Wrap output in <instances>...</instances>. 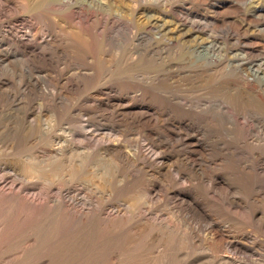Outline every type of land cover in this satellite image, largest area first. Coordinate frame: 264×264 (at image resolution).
<instances>
[{
  "label": "rangeland",
  "instance_id": "obj_1",
  "mask_svg": "<svg viewBox=\"0 0 264 264\" xmlns=\"http://www.w3.org/2000/svg\"><path fill=\"white\" fill-rule=\"evenodd\" d=\"M12 1L0 0V146L21 145L0 148V264H264V0ZM226 101L232 130L210 116ZM35 166L47 179L24 174ZM96 209L107 215L88 228L73 216Z\"/></svg>",
  "mask_w": 264,
  "mask_h": 264
},
{
  "label": "bare ground",
  "instance_id": "obj_2",
  "mask_svg": "<svg viewBox=\"0 0 264 264\" xmlns=\"http://www.w3.org/2000/svg\"><path fill=\"white\" fill-rule=\"evenodd\" d=\"M3 1V0H2ZM13 1H15V0H13ZM13 1H12V3H13ZM33 1V0H32ZM36 2V1H35ZM11 3V4H12ZM19 3V2H18ZM18 3H17V5H18ZM30 3V2H29ZM38 3V2H37ZM37 3H35L36 5H37ZM14 4V3H13ZM16 4V3H15ZM14 4V5H15ZM40 4V3H39ZM32 5V4H31ZM35 5V6H36ZM18 6H20V5H18ZM6 7V6H5ZM8 7V6H7ZM6 7V8H7ZM161 35V34H160ZM16 38V37H15ZM154 39V38H153ZM152 39V40H153ZM33 40V39H32ZM26 41H27V39H26ZM17 42L19 43V44H21V45H24V43L21 41V40H17ZM30 42V41H29ZM39 44V43H38ZM151 44V43H150ZM42 45V44H41ZM41 45L39 46V47H41ZM47 45V44H46ZM34 47V46H33ZM36 47V46H35ZM38 47V48H39ZM29 48V47H28ZM43 48V47H42ZM163 48V47H162ZM27 49V48H26ZM30 50L32 51V49L30 48ZM36 50V49H35ZM38 51V50H37ZM6 52V51H5ZM28 53V52H27ZM4 55V54H3ZM6 55V54H5ZM39 55V54H38ZM40 55H42L41 53H40ZM155 55V54H154ZM153 55V56H154ZM36 56V55H35ZM38 58H39V56H38ZM184 58V57H183ZM41 59V58H40ZM192 59V58H191ZM194 59V58H193ZM187 60H189V59H187ZM194 60H196V59H194ZM182 61V60H181ZM199 61V60H198ZM213 61V60H212ZM211 61V62H212ZM202 62V61H201ZM204 62V61H203ZM209 62V61H208ZM187 63V62H186ZM196 63V62H195ZM195 63H193V65L195 64ZM198 63H200V61L198 62ZM207 63V62H206ZM206 63H204V64H206ZM187 64H189V66H190V63H187ZM203 64V63H202ZM213 64H215L214 62L211 64V65H213ZM146 65V64H145ZM216 65V64H215ZM151 66V65H150ZM187 66V65H186ZM200 66H202V65H200ZM199 66V67H200ZM184 67H185V63H184ZM157 74H159V72L157 73ZM136 75V74H135ZM38 77V76H37ZM138 77H140L141 78V76H138ZM147 77V76H146ZM155 77V76H154ZM160 77V76H159ZM165 77V76H164ZM27 80V82H28V84L29 83H31V82H34V85H35V90H34V92L32 93V92H30V94L31 95H33V96H35V98H37V100L39 101V103H38V108H37V111H39L40 113H41V111H42V106L44 105V99H46L45 97H46V94H45V92H44V90L42 89V87L39 85V83L37 82V79H32V77H25ZM131 79V78H130ZM146 79V78H145ZM148 80H149V78H148ZM148 80H146V81H148ZM151 80V79H150ZM152 80H154V79H152ZM132 81H133V79H132ZM136 81H138V80H136ZM155 81V80H154ZM144 82V81H143ZM156 82V81H155ZM26 83V82H25ZM142 83V82H141ZM151 83V82H150ZM145 84H147V83H145L144 82V84L143 85H145ZM149 84V83H148ZM147 84V85H148ZM33 85V84H32ZM140 86V85H139ZM156 86V85H155ZM226 86V85H225ZM228 86V85H227ZM154 88V87H153ZM226 88V87H225ZM149 89V88H148ZM152 89V88H151ZM158 91V90H157ZM156 91V92H157ZM235 91V90H234ZM234 91H233V89L232 88H228V92H233L232 93V95H230L229 93H228V95H227V97L226 98H229L231 101H234L235 100V97H234ZM237 91V90H236ZM110 92V91H109ZM155 92V91H154ZM27 93H29V90L27 91ZM26 92L24 93V95H26L27 94ZM159 93H161L162 94V92H159ZM29 94V95H30ZM24 95H22V96H24ZM159 95V94H158ZM236 95H238L237 94V92H236ZM4 99H6V100H11L12 102H15L16 100H15V96L13 95V94H11L10 92H4V94H3V96H2ZM128 97V96H127ZM130 97V96H129ZM170 97V96H169ZM167 98V97H166ZM57 99H58V97H57ZM175 99V98H174ZM177 99H179V98H177ZM18 100V99H17ZM49 100H51V99H49ZM181 102H182V105L183 106H187V107H190L191 106V101H189V100H187L186 98H181V99H179ZM228 100V99H227ZM9 103V102H8ZM108 103V102H107ZM109 103H111V102H109ZM124 103V102H123ZM174 103V102H173ZM226 107H223V105H221L220 107H219V109L218 110H216V111H212L213 112V115H210V116H212V120H216V122H220V120H222V118H226L227 119V122L229 123V125H231V130L234 128V126H235V124H236V122H237V120H238V111H237V109H236V106H235V103L234 104H232L230 101H226ZM17 105V104H16ZM11 106H13V105H11ZM180 106V105H179ZM124 108H126V107H124ZM183 109V108H182ZM193 109V108H192ZM6 110V109H5ZM14 110V109H13ZM148 110V109H147ZM4 111V110H3ZM34 111V110H33ZM118 111H120V110H117V112ZM183 111H184V109H183ZM6 112V111H5ZM14 112V111H13ZM30 112H32L31 110H30ZM35 112V111H34ZM121 112H122V110H121ZM120 112V113H121ZM6 113H8V112H6ZM27 113H28V111H27ZM185 113V112H184ZM225 113V114H224ZM25 114H26V112H25ZM24 114V115H25ZM121 114H123L124 115V113H121ZM140 114V113H139ZM138 114V115H139ZM143 115H144V113H142ZM10 115V114H9ZM8 115V116H9ZM39 115L40 114H38V116H37V119H36V125H37V129H38V134L39 135H43V133H42V131H44L43 130V128H41V124H40V118H39ZM120 115V114H119ZM133 115V114H132ZM136 115V114H135ZM149 115V114H148ZM29 116V115H28ZM140 116H141V114H140ZM140 116H138V118L140 117ZM187 116V115H186ZM25 117H26V115H25ZM60 117V116H59ZM4 118V117H3ZM2 118V119H3ZM9 118H10V116H9ZM121 118H123V117H121ZM187 118V117H186ZM210 118V117H209ZM26 119V118H25ZM24 119V120H25ZM124 119H127V118H124ZM150 119V118H149ZM17 120V119H16ZM121 120V119H120ZM136 120V119H135ZM143 120V119H142ZM21 121V120H20ZM122 121V120H121ZM128 121V120H127ZM131 121V120H130ZM141 121V120H140ZM5 122V121H4ZM9 122H11V121H9ZM132 122V121H131ZM137 122V121H136ZM5 123H7V122H5ZM130 123V122H129ZM32 124V123H31ZM132 124V123H131ZM9 125V124H8ZM25 125V124H24ZM11 126V125H10ZM29 126H31V125H29ZM180 126H181V124H180ZM86 127V126H85ZM195 127V126H194ZM193 127V128H194ZM26 128H28V127H26ZM31 128H32V126H31ZM185 128H187V126L185 127ZM190 128V127H189ZM200 128V127H199ZM2 129V128H1ZM36 129V128H35ZM181 129L183 130V128H182V126H181ZM128 130V129H127ZM187 130V129H186ZM229 130V133L230 134H232V135H234V130L233 131H231L230 129H228ZM227 130V131H228ZM88 131V130H87ZM146 131V130H145ZM196 131V130H195ZM5 132V131H4ZM236 132V131H235ZM1 133V132H0ZM83 134H85V132L83 131L82 132ZM88 133V132H87ZM93 133V132H92ZM147 133H149V132H147ZM5 134V133H4ZM198 134V133H197ZM79 135V134H78ZM189 135V134H188ZM229 135V134H228ZM227 135V136H228ZM1 136V135H0ZM8 136H9V134H8ZM175 136H177V135H175ZM180 136V135H179ZM4 137V136H3ZM12 137V136H11ZM10 137V138H11ZM197 137V136H196ZM196 137L195 136H189V140L191 141V142H196L197 144L201 141H199V140H196ZM15 138V137H14ZM29 138V137H28ZM85 138V137H84ZM159 138V137H158ZM181 138H183V137H181ZM1 139V138H0ZM9 139V138H8ZM82 139V138H81ZM87 141H89V142H94V140L96 139V137L94 136V135H92L91 133H89L88 135H86V138H85ZM203 139V138H202ZM238 139V138H237ZM4 140V139H3ZM6 140V139H5ZM11 140V139H10ZM27 140V139H26ZM25 140V141H26ZM84 140V139H83ZM185 140H187V139H185ZM28 141V140H27ZM40 141V140H39ZM110 141V140H109ZM97 142V141H96ZM160 142H162L161 140H160ZM164 142V141H163ZM184 142V141H183ZM202 142V141H201ZM28 143V142H27ZM26 143V144H27ZM177 143V142H176ZM181 143V142H180ZM188 143V142H187ZM37 144H38V142H37ZM105 144V143H104ZM108 144V143H107ZM136 144V143H135ZM163 144H165V143H163ZM179 143H177V145H178ZM184 144V143H183ZM6 145V146H5ZM20 145L21 144H19V141H16V138H15V140H12V141H10V142H8V143H6V144H4V146L2 145V146H0V148L1 147H4L5 149H11V150H14V149H17V148H19L20 147ZM34 145V144H33ZM32 145V146H33ZM36 145V144H35ZM112 145V144H111ZM114 145V144H113ZM160 145V144H159ZM185 145H186V143H185ZM202 145V144H201ZM220 145V144H219ZM23 146V145H22ZM31 146V147H32ZM143 146V145H142ZM154 146V145H153ZM168 146H169V144H168ZM195 146V145H194ZM26 147H28V145L26 146ZM43 146H41V148H42ZM111 147V146H110ZM115 147V146H114ZM134 147H136V146H134ZM147 147V146H146ZM146 147H144V148H146ZM155 147V146H154ZM167 147V146H166ZM192 147V146H191ZM190 147V149H192ZM200 147V146H199ZM234 147V146H233ZM29 148H30V146H29ZM33 148V147H32ZM34 148H35V150L34 151H36V147L34 146ZM39 148V147H38ZM105 148H107V147H105ZM112 148V147H111ZM133 148V147H132ZM156 148V147H155ZM164 148V147H163ZM2 149V148H1ZM112 149H114V148H112ZM111 149V150H112ZM124 149V148H123ZM141 149V147L139 148V146H138V149L135 151L136 153V156H142L147 162H149V163H156V160L158 159V153L156 154V152L154 153L153 151H151V150H144V152H142V150H140ZM159 149V148H158ZM204 150L206 149V148H203ZM21 150H23V148L21 149ZM25 150V149H24ZM27 150V149H26ZM57 150H59V148L57 149ZM133 150V149H132ZM189 150V149H188ZM198 150V149H197ZM208 150V149H207ZM210 150V149H209ZM1 151V150H0ZM20 151V150H19ZM38 151V150H37ZM123 150H121V148H120V150L118 149V152H119V156H122L123 158H120V159H122V160H120V162H116V164H118L119 166V168L121 167V170H122V167H126V165H124V160H127V158H129V157H131V156H129V157H127V155H125L124 153L126 152V151H124V153L122 152ZM2 152H4V151H2ZM16 152V151H15ZM14 152V153H15ZM108 152V151H107ZM117 152V151H116ZM160 152V151H159ZM207 152V151H206ZM57 153V152H56ZM109 153V152H108ZM112 153V152H111ZM130 153V152H129ZM132 153V152H131ZM185 153V152H184ZM193 153H196L195 151H193ZM202 153H203V151H202ZM11 154H13V153H11ZM164 154V153H163ZM163 154H162V156H163ZM174 154V153H173ZM186 154H188V153H186ZM201 154V153H200ZM205 154V153H204ZM209 154V153H208ZM230 154H233V153H230ZM236 154V153H235ZM38 155H39V152H38ZM107 155V154H106ZM116 155L118 156V154L116 153ZM130 155V154H129ZM169 155V154H168ZM176 155V154H175ZM191 155V154H190ZM203 155V154H202ZM237 155V154H236ZM12 156V155H11ZM44 157H45V155H43ZM43 156H40V157H43ZM135 156V157H136ZM170 156V155H169ZM179 156V155H178ZM60 157H62V156H60ZM114 157V156H113ZM161 157V156H160ZM174 157V156H173ZM176 157H177V155H176ZM186 157V156H185ZM205 157V156H204ZM218 157V156H217ZM221 157V156H220ZM219 157V158H220ZM231 157H233V156H231ZM2 158V157H1ZM34 158L36 159H38V157L36 156L35 157V155H34ZM108 158V157H107ZM226 158V157H225ZM3 159V158H2ZM46 159V158H45ZM186 159H188L189 160V158L187 157ZM204 159H206V158H204ZM203 159V160H204ZM221 159H223V158H221ZM227 159H229L228 157H227ZM231 159V158H230ZM12 160V159H11ZM38 160H40V161H38V162H36V163H38V165H42V164H44V162H42L41 161V159H38ZM168 160V159H167ZM202 160V159H201ZM112 160H109V161H104L105 162V169H107V170H111L110 172H112V169H113V165L111 164V163H113V162H111ZM133 161H135V160H133ZM161 161H163V160H161ZM186 161V160H185ZM194 161V160H193ZM199 161H200V158H199ZM132 162V161H131ZM141 162V161H140ZM169 162H171V160L169 161ZM188 162V161H187ZM202 162V161H201ZM204 162V161H203ZM211 162V161H210ZM235 162H236V160H235ZM8 163V162H7ZM137 163V162H136ZM167 163V162H166ZM172 163V162H171ZM189 163V167L188 168H195V166H193V164L189 161L188 162ZM207 163H208V161H207ZM206 163V164H207ZM238 163V162H237ZM139 164V163H138ZM159 164H163L162 162H159L158 163V165ZM179 164V163H178ZM197 164V163H196ZM14 165V164H13ZM26 165V164H25ZM144 165V164H143ZM2 166V165H1ZM5 166V165H4ZM7 166V165H6ZM137 166V165H136ZM156 166H157V164H156ZM160 166V165H159ZM167 166V165H166ZM165 166V167H166ZM200 166V165H199ZM203 166H205V165H203ZM202 166V167H203ZM46 167V166H45ZM116 167H117V165H116ZM130 167V166H129ZM129 167H127L128 169H130ZM138 167V166H137ZM145 167V166H144ZM184 167V166H183ZM197 167V166H196ZM201 167V166H200ZM2 168V167H1ZM7 168V167H6ZM19 168V167H18ZM23 168V167H22ZM21 168V169H22ZM26 168V167H25ZM36 166L32 169H29V170H27V173H25L24 172V174H28L31 178H46L45 176H46V174L41 170V169H39L38 167L36 168ZM147 168H149V167H147ZM252 168V167H251ZM4 169V168H3ZM162 169V168H161ZM199 169V168H198ZM198 169H197V171H198ZM253 169V168H252ZM2 170V169H1ZM17 170H19V169H17ZM44 170V169H43ZM134 170V169H133ZM164 170V169H163ZM173 170V169H172ZM194 170V169H193ZM193 170H191L192 172H193ZM195 170H196V168H195ZM21 171H23V170H21ZM116 171V170H115ZM118 171V170H117ZM176 171V170H175ZM174 171V172H175ZM202 171H204V170H202ZM201 171V172H202ZM6 172V171H5ZM123 172V171H122ZM152 172V171H151ZM155 172V171H154ZM195 172V171H194ZM21 173V172H20ZM131 173V170H127V173L125 172H123V177H122V186L124 185V184H126V186L130 183V182H133V181H130L131 180V178H130V176H129V174ZM8 174V173H7ZM23 174V175H24ZM168 174V173H167ZM182 174V173H181ZM214 174V173H213ZM209 175V174H208ZM216 175V174H215ZM25 176V175H24ZM28 176V177H29ZM50 176V175H49ZM199 176V175H198ZM212 176V175H211ZM2 177V176H1ZM8 177V176H7ZM193 177V176H192ZM25 178H26V176H25ZM171 178V177H170ZM178 178V177H177ZM208 178V176L206 177V179ZM214 178V177H213ZM6 179V178H5ZM20 179V178H19ZM22 179V178H21ZM30 179V178H29ZM47 179V178H46ZM50 179V178H49ZM183 179V178H182ZM26 180H28V179H26ZM31 180H33V179H31ZM40 180V179H39ZM45 180V179H44ZM173 180V179H172ZM194 180V179H193ZM199 180V179H198ZM209 180V179H208ZM217 180V179H216ZM41 181H42V179H41ZM46 182H47V180H45ZM49 181V180H48ZM183 181V180H182ZM186 181V180H185ZM189 181H190V179H189ZM195 181V180H194ZM201 181V180H200ZM215 181V180H214ZM20 182H22V181H20ZM35 182H36V180H35ZM177 182V181H176ZM187 182V181H186ZM191 182V181H190ZM205 182V181H204ZM210 182V181H209ZM208 182V183H209ZM211 182H212V180H211ZM30 183V182H29ZM28 183V184H29ZM33 182H31V184H32ZM134 183V182H133ZM183 184H184V182H182ZM189 183V182H188ZM193 183V182H192ZM214 183V182H213ZM216 183V182H215ZM23 184V183H22ZM30 184V185H31ZM36 184V183H35ZM46 184V183H45ZM155 184V183H154ZM177 184V183H176ZM195 184H197V183H195ZM199 184H200V182H199ZM220 184V183H219ZM16 185V184H15ZM40 185V184H39ZM47 185V184H46ZM130 185V184H129ZM201 185H202V183H201ZM25 186V185H24ZM41 186V185H40ZM179 185L177 184V187H178ZM195 186V185H194ZM16 187V186H15ZM28 187V186H27ZM31 187H33V186H31ZM30 187V188H31ZM38 187V186H37ZM36 187V188H37ZM42 187V186H41ZM179 187H181V186H179ZM199 187V186H198ZM19 188V187H18ZM121 188V187H120ZM208 188V187H207ZM219 188H221V187H219ZM263 188V187H262ZM28 189V188H27ZM35 189V188H34ZM218 189V188H217ZM20 190V189H19ZM33 190V189H32ZM31 190V191H32ZM38 189H36V191H37ZM43 190H44V188H43ZM183 190V189H182ZM187 190V189H186ZM210 190V189H209ZM213 190V189H212ZM2 191V190H1ZM35 191V192H36ZM40 191V190H39ZM46 192H47V190H45ZM189 191V190H188ZM24 192V191H23ZM34 192V191H33ZM148 192H150V191H148ZM183 192V191H182ZM185 192V191H184ZM193 192V191H192ZM218 192H219V190H218ZM187 193V192H186ZM208 193V192H207ZM210 193V192H209ZM32 194V193H31ZM171 194V193H170ZM184 194V193H183ZM188 194V193H187ZM202 194V193H201ZM23 195H25V194H23ZM29 195H30V193H29ZM28 195V196H29ZM174 196H175V194H173ZM177 195V194H176ZM179 195V194H178ZM203 195V194H202ZM27 196V195H26ZM35 196H37V194L35 195ZM189 196V195H188ZM191 196V195H190ZM208 196H209V194H208ZM226 196V195H225ZM224 196V198H226ZM40 197V196H39ZM38 197V199H41V198H39ZM180 197V196H179ZM30 198V197H29ZM29 198H28V200H29ZM42 198H44V197H42ZM195 198V197H194ZM203 198V197H202ZM35 199V198H34ZM47 199V198H46ZM131 199V198H130ZM182 199V198H181ZM191 199V198H190ZM193 199V198H192ZM196 199V198H195ZM195 199H194V201H195ZM233 199V198H232ZM231 199V200H232ZM131 200H133V199H131ZM176 200V199H175ZM178 200V199H177ZM183 200V199H182ZM182 200H180L181 201V203H182ZM187 200V199H186ZM208 202H209V200L208 199H206ZM35 201V200H34ZM37 201V200H36ZM39 201V200H38ZM43 201V200H42ZM55 201V200H54ZM124 201V200H123ZM238 201V200H237ZM32 202V201H31ZM188 202V201H187ZM196 202V201H195ZM202 202H203V200H202ZM231 202V201H230ZM48 203V202H47ZM210 203V202H209ZM218 203V202H217ZM243 203V202H242ZM86 204V203H85ZM190 204V203H189ZM196 204H197V202H196ZM212 204V203H211ZM215 204V203H214ZM44 205V204H43ZM197 205H199V204H197ZM197 205H195V206H197ZM200 205H202V204H200ZM204 205V204H203ZM230 206V205H229ZM235 206V205H234ZM64 206H62V208H63ZM77 207V206H76ZM81 207V206H80ZM95 207V206H94ZM115 207V206H114ZM118 207V206H117ZM188 207H190V206H188ZM194 207V206H193ZM65 208V207H64ZM67 208V207H66ZM82 208V207H81ZM195 208V207H194ZM198 208V207H197ZM21 209V208H20ZM14 210H16V209H14ZM19 210V209H18ZM53 211H54V209H53ZM78 211V210H77ZM120 211V210H119ZM201 212H202V210H200ZM48 212H50V211H48ZM57 212V211H56ZM56 212H55V214H56ZM70 212V211H69ZM116 212V211H115ZM193 212V211H192ZM53 213V212H52ZM89 213V212H88ZM88 213H85V212H79V213H75V214H73V216L75 217V218H78L79 219V222H80V224H81V226L83 227V228H88V226L90 227L93 223H97V221L99 220V219H101L102 217H101V215H107L106 213L104 214L103 212H102V210L101 209H96V212L93 214V215H89ZM120 213V212H119ZM46 214V213H45ZM48 214V213H47ZM91 214V213H90ZM194 214V213H193ZM71 215V214H70ZM39 216V215H38ZM66 216V215H65ZM203 216H205V215H203ZM22 217V216H21ZM52 217H53V215H52ZM51 217V218H52ZM67 217V216H66ZM101 217V218H100ZM106 217V216H105ZM252 217V216H251ZM50 218V219H51ZM117 218V217H116ZM107 219V218H106ZM112 220H114L115 218H111ZM110 219V220H111ZM44 220V219H43ZM45 220H46V218H45ZM108 220H109V218H108ZM108 220L105 222V223H108V224H110V222H108ZM116 220H118V219H116ZM116 220L114 221V222H116ZM129 220V219H128ZM19 221V220H18ZM119 221V220H118ZM117 221V222H118ZM123 221H124V219H123ZM126 221V220H125ZM104 222V221H103ZM130 222V221H129ZM121 222H119V224H120ZM126 223V226H125V228L126 227H129L130 225H127V223H128V221L127 222H125ZM42 224V223H41ZM116 224H118V223H116ZM129 224V223H128ZM166 224V223H165ZM102 226H103V224H101ZM121 226H122V223L120 224ZM120 225H118V227L120 226ZM125 225V224H124ZM123 225V226H124ZM27 226V225H26ZM110 226H112L111 224H110ZM133 226V225H132ZM0 227H2V226H0ZM14 227V226H13ZM105 227L107 228V226L105 225ZM135 227H137V226H135ZM143 227V226H142ZM172 227V226H171ZM123 229H124V227H122ZM160 229H161V227H159ZM12 229V228H11ZM120 229H121V227H120ZM129 229V228H128ZM131 229V228H130ZM129 229V232L131 231V233H133L134 234V232H132V230H130ZM138 229L140 230V228L138 227ZM144 229V228H143ZM38 230V229H37ZM104 230V229H103ZM126 230V229H125ZM138 230V231H139ZM258 230V229H257ZM70 231V230H69ZM135 231V230H134ZM137 231V229H136V232H137V234L139 233ZM140 231H142V230H140ZM30 232V231H29ZM44 232V231H43ZM54 232V231H53ZM120 232H121V230H120ZM124 232V231H123ZM56 233V232H55ZM102 233V232H101ZM17 234V233H16ZM57 234V233H56ZM70 234V233H69ZM115 234V233H114ZM110 235V234H109ZM116 235V234H115ZM131 235V234H130ZM122 236V235H121ZM140 236V235H139ZM119 237V236H118ZM153 237V236H152ZM11 238V237H10ZM74 238V237H73ZM72 238V239H73ZM115 238V237H114ZM132 238V237H131ZM131 238H130V240H131ZM136 238V237H135ZM110 239V238H109ZM119 239V238H118ZM32 240H33V238H32ZM121 240H122V238H121ZM133 240V239H132ZM68 241V240H67ZM3 243V242H2ZM26 243V242H25ZM32 243V242H31ZM114 243V242H113ZM27 244V243H26ZM35 244V243H34ZM229 244H230V242H229ZM21 245V244H20ZM29 245V244H28ZM33 245V244H32ZM36 245V244H35ZM228 245V244H227ZM16 246V245H15ZM20 247V246H19ZM29 247V246H28ZM34 247V246H33ZM40 247V246H39ZM22 248V247H21ZM159 248V247H158ZM34 250V249H33ZM16 251V250H15ZM22 251V250H21ZM21 251H20V253H19V255L21 254ZM23 252V251H22ZM33 252H35V251H33ZM114 252H115V250H114ZM134 254H135V252H134ZM14 255H15V253H14ZM18 255V254H17ZM33 255V254H32ZM113 255V254H112ZM8 257H9V255H8ZM7 257V258H8ZM114 257V256H113ZM112 257V258H113ZM232 257V256H231ZM230 257V258H231ZM18 258V256L15 258V259H17ZM28 258V257H27ZM34 258V257H33ZM120 258V257H119ZM222 260H223V258L222 257H220ZM225 259H226V257H225ZM229 259V258H228ZM14 260V259H13ZM231 260V259H230ZM116 261V260H115ZM148 261V260H147ZM226 261V260H225ZM16 262V261H15ZM117 262V261H116ZM116 262H114V263H116ZM12 263V262H11ZM10 263V264H11ZM87 263V262H86ZM190 263V262H189ZM19 264V263H18Z\"/></svg>",
  "mask_w": 264,
  "mask_h": 264
}]
</instances>
